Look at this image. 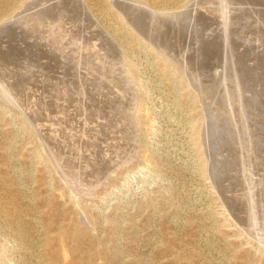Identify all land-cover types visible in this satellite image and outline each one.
I'll list each match as a JSON object with an SVG mask.
<instances>
[{"label":"rangeland","instance_id":"374dc122","mask_svg":"<svg viewBox=\"0 0 264 264\" xmlns=\"http://www.w3.org/2000/svg\"><path fill=\"white\" fill-rule=\"evenodd\" d=\"M53 1L54 0H50V1L49 0H46V1L45 0H32L30 2L32 4L31 7H34V9L36 8L35 6H37V8H36L37 10L38 9L39 10L40 9L45 10L46 15L42 19L43 21L39 20V22H37V20L36 21L33 20L34 22H32V20H30L31 23L29 22L28 25L23 24V26H22V22H18V21L15 22V20L12 19L13 21L10 20L8 23L5 24L6 27H4L0 30V32H1L0 33V44H1V46H0V51H1L0 52V60H1L0 61V67H1L0 68V81L2 82V83L0 82V100H1L0 101V112H2L4 114H5V112H8V113H6L7 115L5 114L3 121H0V176H2L5 180H7V182L6 181L0 182V225H1L0 242L4 241V239H5V238H3L1 233H4V232L7 233V231L9 233H12V231H13L11 229L10 224H9V219L11 217V214H13L12 213L13 208H15V209H18V211L19 210L21 211L22 223L24 225V228L30 232L29 237L32 240L34 238H37L39 234H43L45 232V230H47V229L55 230L59 226H63V227L69 226L71 228V227H74L75 225L79 224L83 227H86L87 229H89V235L91 236V238L87 237L86 241L83 243L84 246L80 245V247L86 248V256H91V255L93 256L99 250L110 252L111 254L109 255V259H108V261H110V264H264V246H263L264 245V241H263L264 240V235H263L264 234V226H263L264 225V206H263L264 205V202H263V200H264L263 199V197H264V167H263L264 166V157H263L264 156V143H263L264 142V103H263L264 102V92H263L264 91V60H263L264 59V27H263L264 26V19H263L264 18V16H263L264 15V5H256V6L255 5H244V6H247L250 10L247 11L246 13H244V15L241 16V19H239L235 25H232V27L234 29L231 27L232 30H230L229 33L228 32L226 33L225 30L223 31L222 25L217 24V22H219L220 19H217L213 16H211L212 18H214V20H212V21L208 18H203L202 20H200L199 22H196V23L188 22L189 20L186 19V16L180 17L181 19L183 18L185 21L183 19L181 20L180 18H179V20H177V19L174 20L171 18H170L171 20H168L169 18L168 19H161L160 20L161 23L159 22V24H157V25H156V22L152 24L151 22L153 20H151L150 18L149 19L145 18L144 22L148 21V23L146 22L144 24L145 25L144 27L148 31L150 29L149 32L151 33V35H153V38H155V40L162 45V48H166V50H167L166 55L180 69V71H182V73L186 77L190 86L191 87L193 86L192 89L193 88L196 89V90L193 89L194 91H196L195 93L199 94L202 98L200 100H199V98H197V102L194 103L191 100L190 96L187 95L186 90H184L181 87L177 77L172 76L170 74L162 73L157 68L150 67L146 63L147 57L144 53H135L136 59H138L137 61L141 64L140 65L141 71H142L141 76L144 80L148 81L147 82L148 83V89L144 93L145 103H146L145 108L148 109V113L150 114L151 117L153 116L152 118L155 121L153 129H149L147 131L146 126L140 124L138 119H136V118L134 119V116L137 115V111H138V100L135 98V95L137 98L139 95V93L137 91H135V90H137V88L135 86L133 87L134 84L131 83V80L129 79V76H128L129 74L126 72V70L123 69L120 64L115 65L116 61H118L122 57L121 53L119 51H117L118 50L117 48H115V49L113 48V51H110L111 55H110V53L109 54H106V52L104 53V51L99 52V53L102 52L103 54L92 52L93 51L92 47L95 46V44L97 42V39H95L94 36L96 34V31L99 30V27H98V23H97L96 19L94 18V16L91 13L90 14L87 13V12H89V11H87V8H85L84 5H81V4H83V3H81L82 1L79 3V2H77V0L76 1L75 0H67L66 4L65 3L61 4V7H59L60 4H58V2L61 0H59L58 2H56L57 0H55L54 2ZM74 1H75V4H73ZM207 1L202 0V5H200L199 7L202 6L205 9V8L217 6V4L215 3L216 0H207ZM259 2L264 3L263 0L262 1L259 0ZM71 3L73 5H70ZM67 6H68V8H66ZM253 6H255V7H253ZM258 6H261V7H258ZM71 7L73 9H71ZM251 7L254 10H252ZM75 8H76V10H75ZM51 10H52V12H51ZM54 11L55 12L57 11V12L55 13ZM84 11H86V12H84ZM32 12H34V10L30 11L29 13H32ZM72 12H74V14L76 13V16ZM253 12H254V14H253ZM53 13H55V14H53ZM248 15H250V16H248ZM69 16H71V17H69ZM261 16H263V17H261ZM49 17H50V19H49ZM67 17H69V18H67ZM246 17H249L250 19L246 18ZM84 18H86V19H84ZM92 18L96 22L93 21L91 23ZM87 19H89V20H87ZM54 21L56 22V24H54L55 23ZM58 21H59V23H58ZM74 21H75V23H74ZM41 22H43V23H41ZM45 22H46V24H45ZM172 22H173V24H172ZM176 22H179V23H176ZM240 22H242V23H240ZM82 23H83V25H82ZM12 24H13V26H12ZM168 24L169 25L171 24L170 25L172 27L171 29H170ZM177 24L181 25V26H178ZM201 24H203V25H201ZM207 24H208V26H207ZM9 25H10V27H9ZM44 25H46V26H44ZM55 25L57 27H55ZM74 25H75V27H74ZM173 25L175 28L177 27L179 30H177V28L176 29L173 28ZM42 26H43V29H42ZM66 26H68V27H66ZM150 26H151V28H150ZM258 26H260V27H258ZM13 27H15V28H13ZM73 27H74V30L72 29ZM167 27H168V29H167ZM186 28H187V30H186ZM4 29H6V30H4ZM30 29H32V31ZM41 30H43L44 33ZM65 30L70 31V32L66 33L65 36L54 35L55 32L61 33ZM161 30L162 31L164 30L165 32L164 31L162 32ZM195 30H197V31H195ZM244 31H245V33H244ZM31 32H33V33H31ZM71 32H73V33H71ZM195 32H197V33H195ZM247 32H248V34H247ZM74 33L76 36L74 35ZM93 33H95V34H93ZM190 33H192V34L190 35ZM207 33H209V34H207ZM51 34H53L55 36V38H54V36H52L53 38H51L50 37ZM91 34H92V36H91ZM200 34H201V36H200ZM255 34H257V35H255ZM81 35H83V36H81ZM235 36H236V38H235ZM240 36H241V38H240ZM67 37H69V38L66 39ZM73 38H75V40H73ZM43 39H45V40H43ZM63 39L65 42L63 41ZM52 40L54 41L53 43H51ZM40 41H41V43H40ZM46 41H47V43H46ZM68 41H69V43H68ZM228 41H230V42H228ZM256 42H257V44H256ZM173 43H174V45H171ZM72 44L75 47L72 46ZM45 46H47V47L45 48ZM56 46H58V47H56ZM194 46H196V47H194ZM234 46H235V48H234ZM240 46H241V48H240ZM10 47H11V50H10ZM50 47H51V49H50ZM52 47H54V48H52ZM228 47L231 49H228ZM89 48H92V49H89ZM225 48L227 49V51ZM74 49L75 50L77 49L76 52L74 51ZM229 50H230V52H229ZM169 51H170V53H168ZM54 52L56 54H54ZM79 52H80V54H79ZM228 52H229V54H228ZM75 53H77V55ZM85 54H86V57H85ZM224 54H225V56H224ZM6 55H8V56H6ZM17 55L19 56V58ZM74 55H76V56H74ZM15 56H16V58H15ZM94 56H96V57H94ZM139 56H140V58H139ZM238 56H239V58H238ZM12 57H14L13 58L14 60H12ZM46 57H48V58H46ZM70 57H73V58H70ZM77 57H79V58H77ZM84 58H85V60H84ZM240 58H242V59H240ZM43 59L45 62L43 61ZM89 59H91V61ZM92 59H94L95 61ZM99 59L101 61H99ZM105 59H106V61H105ZM16 60H17V62H16ZM20 60H23V61L20 62ZM108 60H110V63ZM233 60L234 61L236 60V61L233 62ZM113 61H114V63H113ZM68 62H70V63H68ZM95 62L96 63L98 62V63L96 64ZM99 62L100 63L102 62L103 65L101 66V64ZM71 63H72V65L70 66ZM227 63H229V64H227ZM6 64H8L9 66ZM236 64H238V65H236ZM74 65L76 68L74 67ZM97 65H99V66H97ZM93 66H94V68H93ZM228 66H230V67H228ZM38 67H40V68H38ZM46 68H47V70H46ZM87 69H89V70H87ZM39 70H40L41 74H40ZM112 70L119 73V74L114 73ZM118 70L121 72H119ZM33 71H34V73H33ZM87 71H89V72H87ZM49 72H50V74H49ZM95 72H96V74H95ZM9 73H10V76H9ZM42 73L44 76L42 75ZM112 73H113V75H112ZM253 73H254V75H253ZM191 74H192V76H191ZM233 74H234V76H233ZM12 75L13 76L15 75L14 78ZM91 75H93V76H91ZM126 75H127V77H126ZM32 76L34 77L33 79H31ZM96 76H98V77H96ZM107 76H108V78H107ZM1 77H2V79H1ZM94 77H96V78H94ZM117 77L119 79H117ZM197 77H198V79H197ZM42 78H43V80H42ZM124 78L128 81H125ZM244 78H245V80H244ZM26 79L28 81L30 79L29 83ZM49 79L51 82L49 81ZM113 79H115L117 83ZM16 80H18L17 84H16ZM32 80H35V81H32ZM46 80H47V82H46ZM109 80H111V81L108 82ZM238 81H239V83H238ZM34 82H36L37 85H35ZM95 82L98 85L94 87V85H96ZM107 82H108V84H107ZM119 82H120V85L122 87L118 86ZM126 82H128V83H126ZM158 82L160 84H158ZM198 82H201V83H198ZM234 82H236V83H234ZM245 82H247V83H245ZM52 83H53V85H52ZM69 83H70L71 87L69 86ZM77 83H79V84H77ZM80 83H81V85H80ZM99 83H100V85H99ZM123 83H125V85ZM221 83H222V85H221ZM2 84H5L7 91L2 88ZM239 84H241V85H239ZM102 85H104V86H102ZM108 85H110V86L108 87ZM127 85H128V87H127ZM196 85L199 88L196 87ZM11 86H12V89H11ZM45 86H46V88H45ZM233 87H235V88H233ZM243 87H245V88H243ZM21 88H22V90H21ZM52 88H53V91L51 93L50 90H52ZM99 88H101V89H99ZM23 89H24V91H23ZM129 89H131V90H129ZM133 89H134V91H133ZM236 89H238V90H236ZM75 90H76V92H75ZM27 91H28V93H27ZM44 91H45V93H44ZM48 91L50 92V94ZM97 91L99 92V94ZM38 92H40V93H38ZM104 92L106 94L108 92L109 93L106 95ZM133 92H134V94H133ZM22 93H23V95H22ZM26 93H27V95H26ZM32 93H34V94H32ZM56 93H57V95H56ZM123 93L124 94L126 93L125 95L127 97L130 96V98H127ZM200 93H202V94H200ZM258 93H259V96H258ZM122 94H123V96H122ZM49 95H50V98H49ZM80 95H81V97H80ZM99 95H101V96H99ZM199 95H198V97H200ZM244 95H245V97H244ZM19 96H21L20 98H22V99H20ZM39 97H40V99H39ZM46 97H47V99H46ZM61 97H63V99ZM172 97H174V98H172ZM114 100H116V102ZM134 100L136 101V103ZM204 100L207 102L205 103ZM40 101H43L45 103L40 102ZM54 101H55V104H54ZM65 101H67V102H65ZM83 101H86V102L83 103ZM128 101H130V102H128ZM210 101L213 104H211ZM214 101H215V103H214ZM72 102H74L76 105ZM60 103H62L63 105ZM106 103H108V104H106ZM93 104H95V105H93ZM29 105H31V106H29ZM69 105H71V106H69ZM132 105H133V107L134 106L135 107L133 108ZM1 106L4 109L1 108ZM67 106H69L70 108ZM215 106H217V107L215 108ZM110 108H111V110H110ZM212 108H214V109H212ZM228 108H230V110ZM74 109H76V110H74ZM115 109H116V112H113V111H115ZM120 109L122 111H120ZM235 109H237V111ZM92 110H94V111H92ZM178 110H179V112H178ZM233 110H234V112L235 111L236 112L234 113ZM9 111H11V112H9ZM117 111H118V113H117ZM246 111H248V112H246ZM37 112H38V114H37ZM42 112H44V113H42ZM50 112L53 116L50 114ZM12 113H14V114H12ZM123 113L125 116L123 115ZM125 113H127V114H125ZM142 113H144V111ZM18 114H20V115H18ZM128 114L130 117H132V116L133 117L132 118L128 117ZM230 114L234 117H232ZM238 114H239V116H238ZM252 114H254L255 116ZM57 115L58 116L60 115L59 116L60 118ZM126 115H127V117H126ZM23 116L25 117V119L28 122H30L33 126H35V127H33V126L32 127H33V129H35V131H36L35 134L37 135V137H39V138L42 137V139L44 138L42 143H43V148L46 146L44 148L45 158H48L46 155V149L49 150V148H50L51 149V150H49V151H51L50 153H53L57 157V159L59 158V160H58L59 162L58 161L57 162L60 164L62 163L63 166H65V170L68 171L67 173H69V174L72 173L71 175H73V176L75 175V178L77 176L80 180L82 179L81 181H83L85 179L86 183L85 182H82V183L86 184V189L91 188V190H92L91 193L86 194V197L85 196L81 197V199L83 201L82 205L84 206V209H85L84 211H80L81 213L79 211L78 212L75 211L72 204L68 201L69 195H66V194L69 192L68 190H70V188H71L70 186H72V185L71 184L69 185L64 180V177L62 178L61 171L58 172V169H56L54 166H52V164L49 160H48L49 161L48 163L52 167L53 172H52V169H46L45 164L41 163V160L39 158H36V155H34L33 148H34L35 144L33 143L31 136L25 131V128H20L18 125L12 126V125L8 124V121L10 119H14L16 117H23ZM199 116L202 117L201 121H200ZM95 117L99 118V119H96ZM43 118L46 120L43 121ZM47 118H48V120H47ZM88 118H90V120ZM204 118H206L207 120H205ZM39 119H41V120H39ZM80 119L82 122L80 121ZM122 119L125 121L123 122ZM127 119L130 121H128ZM257 119H259V120H257ZM38 120L40 121V123ZM49 120H50V123L48 122ZM58 120H59V122H58ZM204 120L208 121V122L205 123ZM131 121L135 122V123H132ZM247 121H249V123ZM52 122H53V124H52ZM72 122H73V124H72ZM202 122H204L206 124V126ZM85 123H86V125H85ZM123 123L125 126L123 125ZM223 123H224V125H223ZM88 124H89V126H88ZM97 124H98V126H96ZM235 124L237 127L235 126ZM103 125H105V126H103ZM121 125L123 128L121 127ZM261 125H262V127H261ZM55 126H57V127H55ZM252 126H254V127H252ZM73 127H74V129H73ZM102 127L105 130H103ZM117 127H118V129H117ZM39 128L43 129V131L40 130ZM80 128H81V130L82 129L83 130L81 131ZM91 128H93V129L91 130ZM99 128H100V130L98 131ZM36 129H39V130H36ZM68 129H69V131H68ZM131 129H132V131H131ZM196 129H199V132H201L200 143H201V145H203L202 151L204 154V159L206 160V164H208V165H206V172L205 173H202L199 169L200 168V164H199L200 153L197 150V147L195 145V131H196ZM71 130L73 131V133ZM202 130H204L205 132ZM44 131H45V133H44ZM56 131H57V133H56ZM64 131H67L69 136H68L67 132H65V134H64ZM100 131L102 134L99 133ZM251 131H253V132H251ZM12 132H16V136H11ZM93 132H94V134H93ZM144 132L146 135L143 137L142 134ZM226 132H228V133H226ZM260 132H261V134H260ZM58 133H60V134H58ZM111 133L113 135H111ZM128 133H131V134H128ZM59 135H60V137H58ZM64 135H65V137H64ZM104 135H107L108 137L104 136ZM114 135H116V136H114ZM80 136H82V137H80ZM88 136H90V137H88ZM112 136H113V138H112ZM231 136H233V137H231ZM212 137H214V138H212ZM74 138H76L75 139L76 142H75V140H73ZM116 138H118V140ZM50 139H53V140H50ZM84 139H85V142H84ZM124 139H125V142L127 141L126 139H128V142L126 144L124 142ZM253 139H255V140H253ZM66 140H67V142H66ZM141 140L145 141L149 145V147L152 149V151L154 152V155L156 157L154 164H144L143 163V161L141 159V156L143 153ZM242 140L244 143L242 142ZM58 141H59V143H58ZM78 141H80L81 143H79ZM129 141H131V142H129ZM65 142H66V144H65ZM89 142L91 143L90 145H88ZM99 142H100V144H99ZM56 143H58V144L56 145ZM231 143H234V144H231ZM61 144H62V146H61ZM74 144H76V145H74ZM83 144L84 145L87 144V145L84 147ZM93 144L96 147H98V145H99L100 148L98 147L97 149H95L96 147H94ZM115 144H116V147H115ZM119 144H120V146H118ZM65 145H67V146H65ZM124 145H126L128 149ZM54 146H56V147H54ZM78 146H80L79 149H78ZM90 146H92V147H90ZM236 146L240 150L237 149ZM8 147H10L9 150L7 149ZM52 147H54V148L52 149ZM113 147H115V148L113 149ZM255 147H256V149H255ZM61 148H63V149L65 148V149L61 150ZM72 149H74V150H72ZM123 149H124V151H123ZM6 150L9 152L7 156H6V152H5ZM65 150H66V152H65ZM79 150H80V152H79ZM114 150H115V152H114ZM128 150H129V152H127ZM135 150L137 152H135ZM61 151L62 152L64 151V152L62 153ZM67 151L70 154L71 158L69 157V155H67L68 154ZM83 151H85V152L83 153ZM235 152H237V153H235ZM57 153H58V155H57ZM64 153H65V155H64ZM88 153L90 154V156L88 155ZM122 153H123V155H122ZM106 154H107V156H106ZM256 154H258V155H256ZM118 155H119V157H117ZM121 155L124 158V160L121 157ZM239 155H242L241 156L242 159L240 158ZM77 156H79V158ZM104 156H106V157H104ZM247 156H248V158H247ZM88 157H91V158L94 157V158L91 159L92 160L91 161L90 158H88ZM254 157H255V159H254ZM261 158H263V159H261ZM72 159L74 161L76 159L77 160L74 162V161H72ZM120 159L123 162H125V164H123V162ZM243 159H244V161H242ZM246 159H247V161H246ZM79 160L81 162L80 164H79ZM88 160L90 161V163ZM233 160H235V161H233ZM71 161H72V163H71ZM83 161H85V162H83ZM225 162H229V163H225ZM67 163H70V164H67ZM94 163H95V165H97L98 168H95L96 166L93 165ZM259 163H260V165H259ZM71 164H73V165H71ZM81 164L84 166L82 167ZM69 165L71 168L73 167V171L69 167ZM75 165L78 167H76ZM79 165H81V166L79 167ZM91 165H93L95 167L91 168ZM259 166H261L260 169H259ZM88 167H90V168H88ZM110 167H112V168H110ZM83 168H85V169H83ZM107 168L109 171L106 170ZM216 168H218V170ZM95 169H97V171ZM100 169H101V172H100ZM113 169H116V171ZM207 169L209 171H207ZM76 170H78V171H76ZM247 170H248V172H247ZM79 171L81 172V174L83 176L81 174L79 175V173H80ZM82 171H84V172H82ZM89 171H91V172H89ZM259 172H260V174H259ZM90 173H92V174L90 175ZM102 173H103V175H101ZM208 173H209V176H208ZM237 173H238V176H237ZM252 173H253V175H252ZM87 174H88V176H87ZM98 174H100V175H98ZM210 174H212L214 177ZM257 174H259V175H257ZM89 175H90V177H89ZM229 175H231L233 177H231ZM242 175H243V177H242ZM102 176H104L105 178L104 177L102 178ZM11 177H12V180H13V178H16L15 182H9L8 181V178L10 180ZM106 177H109V179ZM235 177H236V179H235ZM247 178H249V179H247ZM102 179L104 181H102ZM105 179H108V180H105ZM18 180H19V182H21V184L23 185V188L25 190V192L22 196L17 195L15 192V189L18 186L17 185ZM67 180H70V177H68ZM50 182L52 183V186H50ZM95 182H97V183H95ZM252 182H254V183H252ZM232 183H234V184H232ZM94 184H96V185H94ZM224 185L226 187H224ZM255 185H256V188H255ZM92 187H94V188H92ZM249 187H250V189H249ZM227 188L228 189L232 188V189L228 190ZM197 190H199V192H196ZM61 192H64L66 196L61 197L60 196ZM233 194H235V195H233ZM246 195H249V196H246ZM251 195L253 198L251 197ZM193 197H194V199H193ZM256 197L259 198V201ZM230 198L233 199V201ZM261 198H262V200H261ZM199 199H201V202ZM240 199H241V202H240ZM245 200H247V201L245 202ZM254 200H257V202H255ZM191 202H193L194 204L193 203L191 204ZM242 204H243V206H242ZM254 205H256V207ZM195 207H197V208H195ZM226 207H228V208H226ZM229 208H231V209H229ZM246 208H248L247 209L248 211L246 210ZM237 209H239V210H237ZM255 209L256 210L258 209V212ZM243 210L245 213L246 212H249V213L245 214L243 212ZM250 210H253V211H250ZM237 212H239V213H237ZM251 212L252 213L254 212V215L251 214ZM234 213L237 215H235ZM80 215H83V216L81 217ZM235 216H237L238 219ZM260 216H262V217H260ZM80 218H81V220H80ZM248 218L251 221H249ZM253 220L257 221V222L254 223ZM172 221H174V222H172ZM258 221H259V223H258ZM241 222H242V224H241ZM260 226H262V227H260ZM259 233L260 234L262 233V234L260 235ZM214 238H216V239H214ZM208 239H210L212 242ZM210 244L212 247L210 246ZM7 246L9 249L10 259L19 260V261L24 259L23 261H25V262L28 261L26 258V254H24V250L21 249L20 247H18L16 245V242H14V241L9 242V243H7ZM207 252L208 253L210 252V253L208 254ZM77 255H78V252H77ZM95 259H96V262H99L100 260H101L100 262H102V259L98 256ZM32 262L33 261H31L30 264H35L34 262L33 263ZM86 262H87V260H86Z\"/></svg>","mask_w":264,"mask_h":264},{"label":"bare ground","instance_id":"6f19581e","mask_svg":"<svg viewBox=\"0 0 264 264\" xmlns=\"http://www.w3.org/2000/svg\"><path fill=\"white\" fill-rule=\"evenodd\" d=\"M32 0H0V30L2 29V28H4V27H6V23H8L10 20H12V19H14L15 20V22L16 21H18V22H22V26H23V24L24 25H28L29 24V22H30V20H32V22H34L33 20H37V22H39V20L41 21L44 17H45V10L44 9H36L37 8V6H35L36 8V10L34 9V7H31L32 6V4L30 3ZM46 1V0H45ZM50 1V0H49ZM55 1V0H54ZM53 1V2H54ZM59 0H57L56 2H58ZM66 1L67 0H61V1H59L58 2V4H60V6L59 7H61V4H63V3H65L66 4ZM76 1V0H75ZM75 1H74V3L73 4H75ZM82 1V2H81ZM207 1V0H206ZM262 1V0H261ZM264 1V0H263ZM34 2V1H33ZM77 2H81V3H83V4H81V5H84L85 6V8H87V11H89V12H87V13H91L93 16H94V18L96 19V21H97V23H98V27H99V30L98 31H96V34L95 33H93V34H95V36H94V38L95 39H97V42H96V44H95V46H93L92 48H93V51L92 52H94V53H99L100 51H104V53L106 52V54H109L110 53V51H113V48L115 49V48H117L118 50L117 51H119L120 53H121V55H122V57L118 60V61H116V63H115V65H117V64H120L121 66H122V68L123 69H125L126 70V72L129 74L128 76H129V79L131 80V83L132 84H134L133 85V87L135 86L136 88H137V90H135V91H137L138 93H139V95H138V98L136 97V95H135V98L138 100V111H137V115L136 116H134V119L136 118V119H138V121H139V123L140 124H142V125H144V126H146V128H147V131L149 130V129H153V127H154V119L150 116V114L148 113V109L147 108H145V97H144V93H145V91L148 89V81L147 80H144L143 78H142V76H141V74H142V71H141V67H140V63L137 61L138 59H136V54L135 53H144L145 55H146V63L150 66V67H153V68H157V69H159L162 73H165V74H170V75H172V76H175V77H177V79H178V81H179V83H180V85H181V87L184 89V90H186V93H187V95L188 96H190V98H191V100L194 102V103H196L197 102V98H199V100L200 99H202L201 98V96L199 95V94H196L195 92L196 91H194V90H196V89H192V87L190 86V84L188 83V81H187V79H186V77L184 76V74L182 73V71H180V69L172 62V60L166 55L167 53H166V48H162V45L160 44V43H158L156 40H155V38H153V35H151V33L149 32L150 31V29H149V31L144 27L145 25V23L147 22L148 23V21H146V22H144V20H145V18H150L151 20H153L151 23L153 24V23H155L156 22V25L157 24H159V22L161 23V19H168V20H171V19H177V20H179V18L180 17H183V16H186V19H188L189 21L188 22H191V23H196V22H199L200 20H202L203 18H208V19H210L211 21L212 20H214V18H212L211 16H213V17H215V18H217V19H220L219 20V22H217V24L218 25H222V27H223V31L225 30V32L227 33H229V31L230 30H232L231 29V27H232V25H235L236 24V22L239 20V19H241V16L242 15H244V13H246L247 11H249L250 9L247 7V6H244V5H264V3L262 2H259V0H216V4H217V6L216 7H209V8H203L202 6L201 7H199L200 5H202V0H77ZM204 2V1H203ZM208 2V1H207ZM212 2V1H211ZM30 3V4H29ZM42 3V2H41ZM47 3V2H46ZM78 3V4H79ZM206 3V2H205ZM209 3V2H208ZM36 4V3H35ZM34 4V5H35ZM52 4V3H51ZM64 4V5H65ZM68 4V3H67ZM72 3L70 4V5H73ZM213 4V3H212ZM204 5V4H203ZM58 6V5H57ZM80 6V5H79ZM255 6H253V7H255ZM40 7V6H39ZM49 7V6H48ZM74 7V6H73ZM76 7V6H75ZM81 7V6H80ZM250 7V6H249ZM258 7H261V6H258ZM263 7V6H262ZM63 8V7H62ZM66 8H68V6L66 7ZM83 8V7H82ZM48 9V8H47ZM54 9V8H53ZM52 9V10H53ZM71 9H73L72 7H71ZM80 9V8H79ZM84 9V8H83ZM186 9V10H185ZM251 9L252 10H254L252 7H251ZM256 9V8H255ZM32 10H34V12H32V13H29L30 11H32ZM52 10H51V12H52ZM75 10H76V8H75ZM78 10V9H77ZM58 11V10H57ZM56 11V12H57ZM48 12V11H47ZM55 12V11H54ZM55 12V13H56ZM62 12V11H61ZM64 12V11H63ZM68 12V11H67ZM80 12V11H79ZM84 12H86V11H84ZM83 12V13H84ZM261 12V11H260ZM55 13H53V14H55ZM73 14H74V12H72ZM258 13V12H257ZM64 14V13H63ZM68 14V13H67ZM80 14V13H79ZM253 14H254V12H253ZM259 14V13H258ZM59 15V14H58ZM75 16H76V13L74 14ZM83 15V14H82ZM85 15V14H84ZM209 15V16H208ZM251 15V14H250ZM250 15H248V16H250ZM50 16V15H49ZM61 16V15H60ZM78 16V15H77ZM264 16V15H263ZM263 16H261V17H263ZM36 17V18H35ZM69 17H71V16H69ZM69 17H67V18H69ZM80 17V16H79ZM84 17V16H83ZM66 18V17H65ZM87 18V17H86ZM86 18H84V19H86ZM171 18V19H170ZM246 18H249V17H246ZM245 18V19H246ZM49 19H50V17H49ZM58 19V18H57ZM56 19V20H57ZM91 19V18H90ZM147 19V20H148ZM181 19V18H180ZM183 19V18H182ZM181 19V20H182ZM244 19V18H243ZM250 19V18H249ZM264 19V18H263ZM45 20V19H44ZM60 20V19H59ZM69 20V19H68ZM87 20H89V19H87ZM184 20V19H183ZM260 20V19H259ZM13 21V20H12ZM43 21V20H42ZM62 21V20H61ZM76 21V20H75ZM75 21H74V23H75ZM86 21V20H85ZM91 21V20H90ZM93 21H95V20H93V18H92V21H91V23L93 22ZM95 21V22H96ZM185 21V20H184ZM249 21V20H248ZM55 22V21H54ZM70 22V21H69ZM72 22V21H71ZM80 22V21H79ZM82 22V21H81ZM88 22V21H87ZM94 22V23H95ZM150 22V21H149ZM164 22V21H163ZM162 22V23H163ZM166 22V21H165ZM168 22V21H167ZM174 22V21H173ZM173 22H172V24H173ZM187 22V23H188ZM251 22V21H250ZM263 22V21H262ZM31 23V22H30ZM41 23H43V22H41ZM50 23V22H49ZM58 23H59V21H58ZM61 23V22H60ZM64 23V22H63ZM66 23V22H65ZM78 23V22H77ZM76 23V24H77ZM90 23V22H89ZM150 23V24H151ZM176 23H179V22H176ZM207 23V22H206ZM213 23V22H212ZM240 23H242V22H240ZM16 24V23H15ZM18 24V23H17ZM45 24H46V22H45ZM51 24V23H50ZM54 24H56V22L54 23ZM79 24V23H78ZM182 24V23H181ZM200 24V23H199ZM205 24V23H204ZM252 24V23H251ZM263 24V23H262ZM261 24V25H262ZM73 25V24H72ZM82 25H83V23H82ZM155 25V24H154ZM155 25V26H156ZM167 25V24H166ZM169 25V24H168ZM171 25V24H170ZM169 25V27H170V29L172 28L171 26ZM178 25V24H177ZM201 25H203V24H201ZM12 26H13V24H12ZM30 26V25H29ZM34 26V25H33ZM44 26H46V25H44ZM52 26V25H51ZM69 26V25H68ZM68 26H66V27H68ZM78 26V25H77ZM93 26V25H92ZM154 26V27H155ZM160 26V25H159ZM178 26H181V25H178ZM198 26V25H197ZM207 26H208V24H207ZM206 26V27H207ZM9 27H10V25H9ZM19 27V26H18ZM50 27V26H49ZM54 27V26H53ZM55 27H57L56 25H55ZM64 27V26H63ZM74 27H75V25H74ZM74 27L72 28L73 30H74ZM90 27V26H89ZM202 27V26H201ZM217 27V26H216ZM240 27V26H239ZM244 27V26H243ZM258 27H260V26H258ZM264 27V26H263ZM13 28H15V27H13ZM30 28V27H29ZM36 28V27H35ZM52 28V27H51ZM150 28H151V26H150ZM164 28V27H163ZM173 28H175L174 27V25H173ZM177 28V27H176ZM175 28V29H176ZM233 28V27H232ZM256 28V27H255ZM42 29H43V26H42ZM46 29V28H45ZM53 29V28H52ZM57 29V28H56ZM66 29V28H65ZM90 29V28H89ZM93 29V28H92ZM155 29V28H154ZM153 29V30H154ZM159 29V28H158ZM162 29V28H161ZM167 29H168V27H167ZM200 29V28H199ZM214 29V28H213ZM212 29V30H213ZM216 29V28H215ZM220 29V28H219ZM234 29V28H233ZM258 29V28H257ZM4 30H6V29H4ZM11 30V29H10ZM24 30V29H23ZM31 31H32V29H30ZM68 30V29H67ZM80 30V29H79ZM160 30V29H159ZM177 30H179L178 28H177ZM186 30H187V28H186ZM240 30V29H239ZM249 30V29H248ZM255 30V29H254ZM9 31V30H8ZM41 31H43V30H41ZM53 31V30H52ZM56 31V30H55ZM92 31V30H91ZM162 31V30H161ZM164 31V30H163ZM162 31V32H163ZM172 31V30H171ZM195 31H197V30H195ZM222 31V32H223ZM234 31V30H233ZM237 31V30H236ZM235 31V32H236ZM246 31V30H245ZM245 31H244V33H245ZM253 31V30H252ZM261 31V30H260ZM3 32V31H2ZM5 32V31H4ZM68 32H70V31H63V32H61V33H56L55 32V34L54 35H61V36H65L66 35V33H68ZM75 32V31H74ZM161 32V33H162ZM165 32V31H164ZM168 32V31H167ZM204 32V31H203ZM211 32V31H210ZM216 32V31H215ZM1 33V32H0ZM25 33V32H24ZM28 33V32H27ZM26 33V34H27ZM31 33H33V32H31ZM43 33H44V31H43ZM65 33V34H64ZM71 33H73V32H71ZM83 33V32H82ZM81 33V34H82ZM85 33V32H84ZM87 33V32H86ZM91 33V32H90ZM170 33V32H169ZM173 33V32H172ZM171 33V34H172ZM188 33V32H187ZM195 33H197V32H195ZM220 33V32H219ZM258 33V32H257ZM261 33V32H260ZM53 34H51L50 35V37L51 38H53L52 36H54ZM192 33H190V35H191ZM207 34H209V33H207ZM212 34V33H211ZM239 34V33H238ZM247 34H248V32H247ZM259 34V33H258ZM6 35V34H5ZM38 35V34H37ZM41 35V34H40ZM48 35V34H47ZM74 35H75V33H74ZM79 35V34H78ZM226 35V34H225ZM241 35V34H240ZM255 35H257V34H255ZM27 36V35H26ZM32 36V35H31ZM46 36V35H45ZM72 36V35H71ZM76 36V35H75ZM81 36H83V35H81ZM88 36V35H87ZM91 36H92V34H91ZM171 36V35H170ZM200 36H201V34H200ZM222 36V35H221ZM229 36V35H228ZM233 36V35H232ZM248 36V35H247ZM260 36V35H259ZM262 36V35H261ZM33 37V36H32ZM70 37V36H69ZM69 37H67L66 39H68ZM78 37V36H77ZM89 37V36H88ZM157 37V36H156ZM162 37V36H161ZM166 37V36H165ZM207 37V36H206ZM217 37V36H216ZM234 37V36H233ZM254 37V36H253ZM258 37V36H257ZM256 37V38H257ZM28 38V37H27ZM38 38V37H37ZM36 38V39H37ZM54 38H55V36H54ZM79 38V37H78ZM93 38V37H92ZM169 38V37H168ZM200 38V37H199ZM228 38V37H227ZM235 38H236V36H235ZM240 38H241V36H240ZM252 38V37H251ZM2 39V38H1ZM40 39V38H39ZM38 39V40H39ZM50 39V38H49ZM60 39V38H59ZM65 39V38H64ZM64 39H63V41H64ZM82 39V38H81ZM85 39V38H84ZM203 39V38H202ZM224 39V38H223ZM249 39V38H248ZM260 39V38H259ZM43 40H45V39H43ZM73 40H75V38H73ZM165 40V39H164ZM172 40V39H171ZM229 40V39H228ZM232 40V39H231ZM255 40V39H254ZM257 40V39H256ZM34 41V40H33ZM42 41V40H41ZM41 41H40V43H41ZM48 41V40H47ZM47 41H46V43H47ZM59 41V40H58ZM57 41V42H58ZM61 41V40H60ZM201 41V40H200ZM258 41V40H257ZM7 42V41H6ZM54 41L52 40V42L51 43H53ZM56 42V43H57ZM65 42V41H64ZM73 42V41H72ZM87 42V41H86ZM161 42V41H160ZM167 42V41H166ZM165 42V43H166ZM227 42V41H226ZM228 42H230V41H228ZM235 42V41H234ZM16 43V42H15ZM50 43V42H49ZM50 43V44H51ZM61 43V42H60ZM68 43H69V41H68ZM71 43V42H70ZM84 43V42H83ZM90 43V42H89ZM219 43V42H218ZM35 44V43H34ZM55 44V43H54ZM62 44V43H61ZM66 44V43H65ZM167 44V43H166ZM190 44V43H189ZM212 44V43H211ZM215 44V43H214ZM217 44V43H216ZM233 44V43H232ZM256 44H257V42H256ZM261 44V43H260ZM56 45V44H55ZM58 45V44H57ZM71 45V44H70ZM76 45V44H75ZM82 45V44H81ZM85 45V44H84ZM83 45V46H84ZM93 45V44H92ZM171 45H174V43L173 44H171ZM239 45V44H238ZM0 46H1V44H0ZM9 46V45H8ZM7 46V47H8ZM49 46V45H48ZM67 46V45H66ZM69 46V45H68ZM72 46H74L73 44H72ZM192 46V45H191ZM203 46V45H202ZM213 46V45H212ZM236 46V45H235ZM235 46H234V48H235ZM250 46V45H249ZM248 46V47H249ZM43 47V46H42ZM47 46H45V48H46ZM56 47H58V46H56ZM75 47V46H74ZM73 47V48H74ZM170 47V46H169ZM175 47V46H174ZM189 47V46H188ZM194 47H196V46H194ZM200 47V46H199ZM245 47V46H244ZM255 47V46H254ZM52 48H54V47H52ZM63 48V47H62ZM69 48V47H68ZM92 48H89V49H92ZM168 48V47H167ZM172 48V47H171ZM240 48H241V46H240ZM262 48V47H261ZM2 49V48H1ZM7 49V48H6ZM50 49H51V47H50ZM58 49V48H57ZM79 49V48H78ZM83 49V48H82ZM226 49V48H225ZM228 49H231V48H229L228 47ZM8 50V49H7ZM10 50H11V47H10ZM72 50V49H71ZM77 50V49H76ZM76 50L74 49V51L76 52ZM86 50V49H85ZM170 50V49H169ZM175 50V49H174ZM242 50V49H241ZM240 50V51H241ZM244 50V49H243ZM253 50V49H252ZM6 51V50H5ZM14 51V50H13ZM16 51V50H15ZM46 51V50H45ZM57 51V50H56ZM64 51V50H63ZM226 51H227V49H226ZM234 51V50H233ZM238 51V50H237ZM1 52V51H0ZM20 52V51H19ZM65 52V51H64ZM82 52V51H81ZM84 52V51H83ZM87 52V51H86ZM85 52V53H86ZM229 52H230V50H229ZM229 52H228V54H229ZM10 53V52H9ZM14 53V52H13ZM168 53H170V51L168 52ZM242 53V52H241ZM257 53V52H256ZM8 54V53H7ZM17 54V53H16ZM54 54H56L55 52H54ZM74 54V53H73ZM76 55H77V53H75ZM79 54H80V52H79ZM99 54H103L102 52L101 53H99ZM227 54V53H226ZM232 54V53H231ZM239 54V53H238ZM245 54V53H244ZM5 55V54H4ZM15 55V54H14ZM19 55V54H18ZM17 55V56H18ZM38 55V54H37ZM53 55V54H52ZM58 55V54H57ZM71 55V54H70ZM76 55H74V56H76ZM90 55V54H89ZM88 55V56H89ZM92 55V54H91ZM110 55H111V53H110ZM175 55V54H174ZM178 55V54H177ZM237 55V54H236ZM262 55V54H261ZM6 56H8V55H6ZM61 56V55H60ZM81 56V55H80ZM87 56V57H88ZM224 56H225V54H224ZM232 56V55H231ZM58 57V56H57ZM63 57V56H62ZM85 57H86V54H85ZM91 57V56H90ZM94 57H96V56H94ZM108 57V56H107ZM14 57H12V60H14L13 59ZM15 58H16V56H15ZM18 58H19V56H18ZM21 58V57H20ZM46 58H48V57H46ZM70 58H73V57H70ZM77 58H79V57H77ZM89 58V57H88ZM93 58V57H92ZM98 58V57H97ZM100 58V57H99ZM118 58V57H117ZM116 58V59H117ZM139 58H140V56H139ZM238 58H239V56H238ZM62 59V58H61ZM114 59V58H113ZM174 59V58H173ZM240 59H242V58H240ZM18 60V59H17ZM17 60H16V62H17ZM28 60V59H27ZM63 60V59H62ZM69 60V59H68ZM75 60V59H74ZM77 60V59H76ZM84 60H85V58H84ZM88 60V59H87ZM90 61H91V59H89ZM92 60H94V59H92ZM103 60V59H102ZM112 60V59H111ZM227 60V59H226ZM232 60V59H231ZM264 60V59H263ZM1 61V60H0ZM23 60H20V62H22ZM43 61H44V59H43ZM95 61V60H94ZM99 61H101L100 59H99ZM105 61H106V59H105ZM104 61V62H105ZM109 61V63H110V60H108ZM107 61V62H108ZM176 61V60H175ZM236 61V60H235ZM234 60H233V62H235ZM261 61V60H260ZM5 62V61H4ZM45 62V61H44ZM79 62V61H78ZM83 62V61H82ZM89 62V61H88ZM185 62V61H184ZM3 63V62H2ZM1 63V64H2ZM67 63V62H66ZM68 63H70V62H68ZM91 63V62H90ZM94 63V62H93ZM96 63V62H95ZM98 63V62H97ZM96 63V64H97ZM100 63V62H99ZM113 63H114V61H113ZM9 64V63H8ZM8 64H6V65H8ZM50 64V63H49ZM78 64V63H77ZM87 64V63H86ZM101 64V66L103 65L102 64V62L100 63ZM99 64V65H100ZM107 64V63H106ZM227 64H229V63H227ZM5 65V66H6ZM21 65V64H20ZM41 65V64H40ZM39 65V66H40ZM60 65V64H59ZM64 65V64H63ZM66 65V64H65ZM69 65V64H68ZM72 65V63L70 64V66ZM80 65V64H79ZM85 65V64H84ZM88 65V64H87ZM91 65V64H90ZM99 65H97V66H99ZM180 65V64H179ZM236 65H238V64H236ZM240 65V64H239ZM9 66V65H8ZM15 66V65H14ZM44 66V65H43ZM92 66V65H91ZM108 66V65H107ZM106 66V67H107ZM114 66V65H113ZM184 66V65H183ZM241 66V65H240ZM64 67V66H63ZM74 67H75V65H74ZM85 67V66H84ZM227 67V66H226ZM228 67H230V66H228ZM238 67V66H237ZM243 67V66H242ZM241 67V68H242ZM257 67V66H256ZM1 68V67H0ZM38 68H40V67H38ZM58 68V67H57ZM60 68V67H59ZM76 68V67H75ZM93 68H94V66H93ZM92 68V69H93ZM114 68V67H113ZM20 69V68H19ZM24 69V68H23ZM91 69V68H90ZM101 69V68H100ZM110 69V68H109ZM198 69V68H197ZM263 69V68H262ZM2 70V69H1ZM26 70V69H25ZM46 70H47V68H46ZM87 70H89V69H87ZM97 70V69H96ZM120 70V69H119ZM118 70V71H119ZM219 70V69H218ZM226 70V69H225ZM228 70V69H227ZM6 71V70H5ZM11 71V70H10ZM16 71V70H15ZM14 71V72H15ZM32 71V70H31ZM35 71V70H34ZM34 71H33V73H34ZM45 71V70H44ZM61 71V70H60ZM65 71V70H64ZM91 71V70H90ZM95 71V70H94ZM99 71V70H98ZM110 71V70H109ZM113 71V70H112ZM39 72H40V70H39ZM87 72H89V71H87ZM93 72V71H92ZM107 72V71H106ZM114 73H117V72H115V71H113ZM119 72H121V71H119ZM125 72V73H126ZM197 72V71H196ZM249 72V71H248ZM251 72V71H250ZM2 73V72H1ZM22 73V72H21ZM48 73V72H47ZM102 73V72H101ZM124 73V72H123ZM126 73V74H127ZM233 73V72H232ZM40 74H41V72H40ZM49 74H50V72H49ZM62 74V73H61ZM67 74V73H66ZM85 74V73H84ZM95 74H96V72H95ZM109 74V73H108ZM117 74H119V73H117ZM196 74V73H195ZM227 74V73H226ZM235 74V73H234ZM234 74H233V76H234ZM240 74V73H239ZM16 75V74H15ZM14 75V76H15ZM28 75V74H27ZM31 75V74H30ZM42 75H43V73H42ZM41 75V76H42ZM65 75V74H64ZM87 75V74H86ZM103 75V74H102ZM107 75V74H106ZM112 75H113V73H112ZM115 75V74H114ZM121 75V74H120ZM125 75V74H124ZM161 75V74H160ZM187 75V74H186ZM202 75V74H201ZM253 75H254V73H253ZM9 76H10V73H9ZM8 76V77H9ZM13 76V75H12ZM14 76H13V78H14ZM44 76V75H43ZM42 76V77H43ZM71 76V75H70ZM91 76H93V75H91ZM95 76V75H94ZM101 76V75H100ZM191 76H192V74H191ZM242 76V75H241ZM247 76V75H246ZM61 77V76H60ZM96 77H98V76H96ZM96 77H94V78H96ZM120 77V76H119ZM126 77H127V75H126ZM221 77V76H220ZM232 77V76H231ZM238 77V76H237ZM4 78V77H3ZM11 78V77H10ZM24 78V77H23ZM34 77L32 76V78L31 79H33ZM47 78V77H46ZM71 78V77H70ZM89 78V77H88ZM107 78H108V76H107ZM195 78V77H194ZM248 78V77H247ZM1 79H2V77H1ZM25 79V78H24ZM28 79V78H27ZM26 79V80H27ZM100 79V78H99ZM117 79H119L118 77H117ZM156 79V78H155ZM196 79V78H195ZM197 79H198V77H197ZM206 79V78H205ZM213 79V78H212ZM225 79V78H224ZM230 79V78H229ZM6 80V79H5ZM41 80V79H40ZM42 80H43V78H42ZM77 80V79H76ZM108 80V79H107ZM106 80V81H107ZM115 82H116V80L115 79H113ZM124 80L125 81H128V80H126L125 78H124ZM129 80V81H130ZM238 80V79H237ZM244 80H245V78H244ZM17 81L18 80H16V84H17ZM28 81V80H27ZM29 81H30V79H29ZM29 81H28V83H29ZM32 81H35V80H32ZM45 81V80H44ZM43 81V82H44ZM49 81H50V79H49ZM103 81V80H102ZM111 80H109L108 82H110ZM194 81V80H193ZM199 81V80H198ZM206 81V80H205ZM218 81V80H217ZM222 81V80H221ZM225 81V80H224ZM240 81V80H239ZM239 81H238V83H239ZM253 81V80H252ZM1 82V81H0ZM8 82V81H7ZM25 82V81H24ZM37 82V81H36ZM36 82H34L35 83V85H37L36 84ZM42 82V83H43ZM46 82H47V80H46ZM45 82V83H46ZM51 82V81H50ZM49 82V83H50ZM71 82V81H70ZM97 82V81H96ZM96 82H95V84H96ZM100 82V81H99ZM108 82H107V84H108ZM255 82V81H254ZM2 83V82H1ZM12 83V82H11ZM14 83V82H13ZM57 83V82H56ZM104 83V82H103ZM117 83V82H116ZM126 83H128V82H126ZM130 83V82H129ZM198 83H201V82H198ZM234 83H236V82H234ZM245 83H247V82H245ZM21 84V83H20ZM31 84V83H30ZM33 84V83H32ZM55 84V83H54ZM65 84V83H64ZM75 84V83H74ZM77 84H79V83H77ZM115 84V83H114ZM124 85H125V83H123ZM158 84H160L159 82H158ZM194 84V83H193ZM192 84V85H193ZM225 84V83H224ZM230 84V83H229ZM10 85V84H9ZM46 85V84H45ZM52 85H53V83H52ZM56 85V84H55ZM80 85H81V83H80ZM98 84H96V85H94V87L95 86H97ZM99 85H100V83H99ZM111 85V84H110ZM110 85H108V87L110 86ZM221 85H222V83H221ZM232 85V84H231ZM239 85H241V84H239ZM253 85V84H252ZM18 86V85H17ZM32 86V85H31ZM34 86V85H33ZM48 86V85H47ZM66 86V85H65ZM69 86H70V83H69ZM102 86H104V85H102ZM118 86H121L120 85V82H119V84H118ZM216 86V85H215ZM227 86V85H226ZM9 87V86H8ZM14 87V86H13ZM26 87V86H25ZM52 87V86H51ZM71 87V86H70ZM77 87V86H76ZM122 87V86H121ZM127 87H128V85H127ZM130 87V86H129ZM195 87V86H194ZM196 87H198L197 85H196ZM219 87V86H218ZM221 87V86H220ZM2 88L4 89V90H6L7 91V88H6V86H5V84H2ZM29 88V87H28ZM31 88V87H30ZM45 88H46V86H45ZM64 88V87H63ZM69 88V87H68ZM67 88V89H68ZM199 88V87H198ZM202 88V87H201ZM207 88V87H206ZM209 88V87H208ZM233 88H235V87H233ZM243 88H245V87H243ZM11 89H12V86H11ZM10 89V90H11ZM18 89V88H17ZM44 89V88H43ZM55 89V88H54ZM61 89V88H60ZM75 89V88H74ZM99 89H101V88H99ZM98 89V90H99ZM105 89V88H104ZM113 89V88H112ZM116 89V88H115ZM203 89V88H202ZM205 89V88H204ZM220 89V88H219ZM240 89V88H239ZM251 89V88H250ZM2 90V89H1ZM21 90H22V88H21ZM20 90V91H21ZM32 90V89H31ZM45 90V89H44ZM57 90V89H56ZM82 90V89H81ZM87 90V89H86ZM97 90V89H96ZM95 90V91H96ZM103 90V89H102ZM129 90H131V89H129ZM128 90V91H129ZM232 90V89H231ZM236 90H238V89H236ZM252 90V89H251ZM23 91H24V89H23ZM40 91V90H39ZM51 91V93H52V91H53V88H52V90H50ZM69 91V90H68ZM100 91V90H99ZM133 91H134V89H133ZM177 91V90H176ZM204 91V90H203ZM225 91V90H224ZM235 91V90H234ZM233 91V92H234ZM256 91V90H255ZM11 92V91H10ZM22 92V91H21ZM20 92V93H21ZM36 92V91H35ZM49 92V91H48ZM75 92H76V90H75ZM79 92V91H78ZM89 92V91H88ZM98 92V91H97ZM96 92V93H97ZM130 92V91H129ZM241 92V91H240ZM243 92V91H242ZM257 92V91H256ZM264 92V91H263ZM25 93V92H24ZM27 93H28V91H27ZM27 93H26V95H27ZM38 93H40V92H38ZM43 93V92H42ZM44 93H45V91H44ZM47 93V92H46ZM85 93V92H84ZM105 93V92H104ZM109 93V92H108ZM107 93V94H108ZM113 93V92H112ZM122 93V92H121ZM198 93V92H197ZM32 94H34V93H32ZM31 94V95H32ZM49 94H50V92H49ZM55 94V93H54ZM60 94V93H59ZM67 94V93H66ZM72 94V93H71ZM87 94V93H86ZM93 94V93H92ZM98 94H99V92H98ZM106 94V93H105ZM106 94V95H107ZM120 94V93H119ZM124 94V93H123ZM123 94H122V96H123ZM126 94V93H125ZM124 94V95H125ZM133 94H134V92H133ZM132 94V95H133ZM136 94V93H135ZM200 94H202V93H200ZM241 94V93H240ZM239 94V95H240ZM3 95V94H2ZM19 95V94H18ZM22 95H23V93H22ZM29 95V94H28ZM38 95V94H37ZM42 95V94H41ZM46 95V94H45ZM56 95H57V93H56ZM77 95V94H76ZM79 95V94H78ZM102 95V94H101ZM101 95H99V96H101ZM114 95V94H113ZM121 95V94H120ZM130 95V94H129ZM128 95V96H129ZM198 95L200 96V97H198ZM209 95V94H208ZM247 95V94H246ZM5 96V95H4ZM3 96V97H4ZM44 96V95H43ZM48 96V95H47ZM55 96V95H54ZM63 96V95H62ZM117 96V95H116ZM126 96V95H125ZM134 96V95H133ZM172 96V95H171ZM206 96V95H205ZM214 96V95H213ZM258 96H259V93H258ZM6 97V96H5ZM21 96H19V98H20ZM25 97V96H24ZM33 97V96H32ZM80 97H81V95H80ZM104 97V96H103ZM108 97V96H107ZM119 97V96H118ZM127 97V96H126ZM204 97V96H203ZM217 97V96H216ZM227 97V96H226ZM244 97H245V95H244ZM249 97V96H248ZM8 98V97H7ZM27 98V97H26ZM31 98V97H30ZM49 98H50V95H49ZM62 99H63V97H61ZM67 98V97H66ZM127 98H130V96L129 97H127ZM172 98H174V97H172ZM209 98V97H208ZM213 98V97H212ZM220 98V97H219ZM241 98V97H240ZM256 98V97H255ZM20 99H22V98H20ZM39 99H40V97H39ZM44 99V98H43ZM46 99H47V97H46ZM59 99V98H58ZM102 99V98H101ZM100 99V100H101ZM134 99V98H133ZM245 99V98H244ZM7 100V99H6ZM70 100V99H69ZM84 100V99H83ZM208 100V99H207ZM219 100V99H218ZM250 100V99H249ZM1 101V100H0ZM46 101V100H45ZM68 101V100H67ZM67 101H65V102H67ZM75 101V100H74ZM115 102H116V100H114ZM126 101V100H125ZM135 101V100H134ZM205 101V100H204ZM212 101V100H211ZM211 101H210V103H211ZM226 101V100H225ZM231 101V100H230ZM247 101V100H246ZM23 102V101H22ZM33 102V101H32ZM40 102H43V101H40ZM52 102V101H51ZM59 102V101H58ZM61 102V101H60ZM81 102V101H80ZM84 102H86V101H83V103ZM92 102V101H91ZM95 102V101H94ZM128 102H130V101H128ZM207 101H205V103H206ZM235 102V101H234ZM237 102V101H236ZM243 102V101H242ZM4 103V102H3ZM43 103H45V102H43ZM72 103H74V102H72ZM89 103V102H88ZM93 103V102H92ZM135 103H136V101H135ZM149 103V102H148ZM214 103H215V101H214ZM217 103V102H216ZM222 103V102H221ZM264 103V102H263ZM34 104V103H33ZM54 104H55V101H54ZM60 104H62V103H60ZM75 104V103H74ZM106 104H108V103H106ZM209 104V103H208ZM211 104H213V103H211ZM227 104V103H226ZM241 104V103H240ZM32 105V104H31ZM31 105H29V106H31ZM42 105V104H41ZM44 105V104H43ZM52 105V104H51ZM58 105V104H57ZM63 105V104H62ZM76 105V104H75ZM74 105V106H75ZM93 105H95V104H93ZM101 105V104H100ZM111 105V104H110ZM124 105V104H123ZM128 105V104H127ZM134 105V104H133ZM133 105H132V107H133ZM221 105V104H220ZM237 105V104H236ZM255 105V104H254ZM3 106V105H2ZM1 106V108H3ZM6 106V105H5ZM53 106V105H52ZM56 106V105H55ZM69 106H71V105H69ZM69 106H67V107H69ZM73 106V105H72ZM104 106V105H103ZM113 106V105H112ZM213 106V105H212ZM211 106V107H212ZM234 106V105H233ZM44 107V106H43ZM111 107V106H110ZM135 107V106H134ZM133 107V108H134ZM217 106H215V108H216ZM224 107V106H223ZM228 107V106H227ZM11 108V107H10ZM32 108V107H31ZM41 108V107H40ZM45 108V107H44ZM49 108V107H48ZM58 108V107H57ZM60 108V107H59ZM70 108V107H69ZM219 108V107H218ZM241 108V107H240ZM4 109V108H3ZM36 109V108H35ZM38 109V108H37ZM51 109V108H50ZM56 109V108H55ZM72 109V108H71ZM81 109V108H80ZM104 109V108H103ZM209 109V108H208ZM212 109H214V108H212ZM225 109V108H224ZM229 110H230V108H228ZM238 109V108H237ZM237 109H235L236 111H237ZM246 109V108H245ZM10 110V109H9ZM44 110V109H43ZM42 110V111H43ZM52 110V109H51ZM70 110V109H69ZM74 110H76V109H74ZM78 110V109H77ZM97 110V109H96ZM110 110H111V108H110ZM247 110V109H246ZM258 110V109H257ZM5 111V110H4ZM8 111V110H7ZM88 111V110H87ZM86 111V112H87ZM92 111H94V110H92ZM107 111V110H106ZM120 111H122L121 109H120ZM144 111V113H142ZM215 111V110H214ZM235 111V112H236ZM9 112H11V111H9ZM16 112V111H15ZM110 112V111H109ZM113 112H116V109H115V111H113ZM130 112V111H129ZM178 112H179V110H178ZM228 112V111H227ZM232 112V111H231ZM233 112H234V110H233ZM234 112V113H235ZM243 112V111H242ZM246 112H248V111H246ZM245 112V113H246ZM253 112V111H252ZM257 112V111H256ZM6 113H8V112H5V114ZM42 113H44V112H42ZM41 113V114H42ZM49 113V112H48ZM63 113V112H62ZM85 113V112H84ZM106 113V112H105ZM117 113H118V111H117ZM116 113V114H117ZM128 113V112H127ZM127 113H125V114H127ZM134 113V112H133ZM163 113V112H162ZM184 113V112H183ZM5 114L4 113H2V112H0V121H3V118L5 117ZM12 114H14V113H12ZM33 114V113H32ZM37 114H38V112H37ZM50 114H51V112H50ZM69 114V113H68ZM97 114V113H96ZM115 114V115H116ZM156 114V113H155ZM180 114V113H179ZM227 114V113H226ZM7 115V114H6ZM11 115V114H10ZM18 115H20V114H18ZM52 115V114H51ZM61 115V114H60ZM59 115V116H60ZM77 115V114H76ZM107 115V114H106ZM118 115V114H117ZM123 115H124V113H123ZM181 115V114H180ZM179 115V116H180ZM185 115V114H184ZM220 115V114H219ZM218 115V116H219ZM231 115V114H230ZM242 115V114H241ZM252 115H254V114H252ZM262 115V114H261ZM16 116V115H15ZM33 116V115H32ZM37 116V115H36ZM48 116V115H47ZM53 116V115H52ZM58 116V115H57ZM58 116V117H59ZM73 116V115H72ZM88 116V115H87ZM93 116V115H92ZM125 116V115H124ZM224 116V115H223ZM229 116V115H228ZM232 116V115H231ZM238 116H239V114H238ZM237 116V117H238ZM243 116V115H242ZM255 116V115H254ZM24 117V116H23ZM23 117H16V118H14V119H10L9 121H8V124H10V125H12V126H14V125H18L20 128H25V131L31 136V139H32V141H33V143L35 144V146H34V148H33V153H34V155H36V158H39L40 160H41V163H43V164H45V167H46V169H52V167L49 165V161L51 162V164H52V166H54L56 169H58V172H60L61 171V176H62V178L64 177V180L70 185H72V186H70L71 188H70V190H68L69 192L66 194V195H69V198H68V201L72 204V206L74 207V210L75 211H84L85 209H84V206L82 205L83 203V201H82V199H81V197H86V194H89V193H91V188H87L86 189V184H84V183H82V182H85V179L83 180V181H81L77 176H76V178H75V175L73 176V175H71V174H69V173H67L68 171H66L65 170V166H63V164L61 165L60 163H58L59 161V158L57 159V157L53 154V153H50L51 151H49V150H51L50 148H49V150L48 149H46V155H47V157L48 158H45V155H44V148L46 147L45 145V147L43 148V139H42V137L41 138H39V137H37V135L35 134L36 133V131H35V129H33V127H35V126H33L30 122H28L26 119H25V117L23 118ZM50 117V116H49ZM48 117V118H49ZM66 117V116H65ZM69 117V116H68ZM99 117V116H98ZM113 117V116H112ZM123 117V116H122ZM126 117H127V115H126ZM128 117H130L129 116V114H128ZM133 117V116H132ZM132 117H130V118H132ZM220 117V116H219ZM218 117V118H219ZM232 117H234V116H232ZM253 117V116H252ZM263 117V116H262ZM48 118H47V120H48ZM54 118V117H53ZM52 118V119H53ZM60 118V117H59ZM62 118V117H61ZM96 118V117H95ZM158 118V117H157ZM184 118V117H183ZM199 118H200V121L202 120V117L201 116H199ZM243 118V117H242ZM241 118V119H242ZM245 118V117H244ZM250 118V117H249ZM254 118V117H253ZM50 119V118H49ZM76 119V118H75ZM85 119V118H84ZM89 120H90V118H88ZM96 119H99V118H96ZM104 119V118H103ZM106 119V118H105ZM121 119V118H120ZM129 119V118H128ZM127 119V120H128ZM205 120H207L206 118H204ZM35 120V119H34ZM37 120V119H36ZM39 120H41V119H39ZM38 120V121H39ZM44 120H46V119H44L43 118V121ZM54 120V119H53ZM64 120V119H63ZM69 120V119H68ZM73 120V119H72ZM71 120V121H72ZM88 120V121H89ZM116 120V119H115ZM123 120V119H122ZM204 120V122L206 123V122H208V121H205ZM222 120V119H221ZM240 120V119H239ZM246 120V119H245ZM257 120H259V119H257ZM78 121V120H77ZM76 121V122H77ZM80 121H81V119H80ZM108 121V120H107ZM106 121V122H107ZM125 120H123V122H124ZM128 121H130V120H128ZM136 121V120H135ZM49 123H50V120L48 121ZM58 122H59V120H58ZM66 122V121H65ZM68 122V121H67ZM82 122V121H81ZM84 122V121H83ZM97 122V121H96ZM103 122V121H102ZM120 122V121H119ZM132 122V121H131ZM137 122V121H136ZM204 122H202V123H204ZM237 122V121H236ZM245 122V121H244ZM248 123H249V121H247ZM258 122V121H257ZM33 123V122H32ZM38 123V122H37ZM39 123H40V121H39ZM38 123V124H39ZM62 123V122H61ZM60 123V124H61ZM69 123V122H68ZM91 123V122H90ZM95 123V122H94ZM110 123V122H109ZM116 123V122H115ZM128 123V122H127ZM132 123H135V122H132ZM204 123V124H205ZM233 123V122H232ZM251 123V122H250ZM52 124H53V122H52ZM59 124V123H58ZM63 124V123H62ZM72 124H73V122H72ZM103 124V123H102ZM122 124V123H121ZM137 124V123H136ZM209 124V123H208ZM207 124V125H208ZM50 125V124H49ZM85 125H86V123H85ZM84 125V126H85ZM101 125V124H100ZM116 125V124H115ZM123 125H124V123H123ZM130 125V124H129ZM223 125H224V123H223ZM227 125V124H226ZM247 125V124H246ZM254 125V124H253ZM33 126V127H32ZM64 126V125H63ZM69 126V125H68ZM76 126V125H75ZM83 126V127H84ZM88 126H89V124H88ZM96 126H98V124L96 125ZM103 126H105V125H103ZM111 126V125H110ZM117 126V125H116ZM125 126V125H124ZM205 126H206V124H205ZM228 126V125H227ZM235 126H236V124H235ZM245 126V125H244ZM256 126V125H255ZM49 127V126H48ZM55 127H57V126H55ZM94 127V126H93ZM108 127V126H107ZM106 127V128H107ZM121 127H122V125H121ZM134 127V126H133ZM136 127V126H135ZM237 127V126H236ZM250 127V126H249ZM252 127H254V126H252ZM260 127V126H259ZM261 127H262V125H261ZM37 128V127H36ZM45 128V127H44ZM66 128V127H65ZM64 128V129H65ZM71 128V127H70ZM114 128V127H113ZM112 128V129H113ZM123 128V127H122ZM130 128V127H129ZM204 128V127H203ZM40 129V128H39ZM39 129H36V130H39ZM47 129V128H46ZM50 129V128H49ZM53 129V128H52ZM73 129H74V127H73ZM93 128H91V130H92ZM102 129H103V127H102ZM111 129V128H110ZM117 129H118V127H117ZM121 129V128H120ZM202 129V128H201ZM226 129V128H225ZM246 129V128H245ZM40 130H42L43 131V129H40ZM55 130V129H54ZM58 130V129H57ZM80 130H81V128H80ZM79 130V131H80ZM83 130V129H82ZM81 130V131H82ZM100 130V128L98 129V131ZM103 130H105V129H103ZM109 130V129H108ZM125 130V129H124ZM130 130V129H129ZM134 130V129H133ZM155 130V129H154ZM222 130V129H221ZM247 130V129H246ZM250 130V129H249ZM248 130V131H249ZM47 131V130H46ZM68 131H69V129H68ZM72 131V130H71ZM117 131V130H116ZM119 131V130H118ZM121 131V130H120ZM131 131H132V129H131ZM153 131V130H152ZM151 131V132H152ZM202 131H204V130H202ZM225 131V130H224ZM223 131V132H224ZM242 131V130H241ZM247 131V132H248ZM65 132H67V131H64V134H65ZM107 132V131H106ZM154 132V131H153ZM152 132V133H153ZM205 132V131H204ZM222 132V133H223ZM229 132V131H228ZM228 132H226V133H228ZM251 132H253V131H251ZM40 133V132H39ZM42 133V132H41ZM44 133H45V131H44ZM47 133V132H46ZM52 133V132H51ZM56 133H57V131H56ZM55 133V134H56ZM61 133V132H60ZM60 133H58V134H60ZM72 133H73V131H72ZM89 133V132H88ZM99 133H101V131L99 132ZM115 133V132H114ZM120 133V132H119ZM122 133V132H121ZM230 133V132H229ZM238 133V132H237ZM240 133V132H239ZM20 134V133H19ZM50 134V133H49ZM67 134H68V132H67ZM92 134V133H91ZM93 134H94V132H93ZM102 134V133H101ZM125 134V133H124ZM128 134H131V133H128ZM200 134H201V132H199V129H196V131H195V145H196V147H197V150L199 151V153H200V162H199V164H200V171L202 172V173H205L206 172V165H208V164H206V160L204 159V154H203V151H202V146L203 145H201V143H200ZM215 134V133H214ZM242 134V133H241ZM253 134V133H252ZM260 134H261V132H260ZM41 135V134H40ZM39 135V136H40ZM54 135V134H53ZM57 135V134H56ZM55 135V136H56ZM72 135V134H71ZM70 135V136H71ZM79 135V134H78ZM77 135V136H78ZM81 135V134H80ZM97 135V134H96ZM111 135H113L112 133H111ZM127 135V134H126ZM146 134H145V132L142 134V136L144 137ZM243 135V134H242ZM246 135V134H245ZM244 135V136H245ZM251 135V134H250ZM11 136H16V132H12L11 133ZM48 136V135H47ZM67 136V135H66ZM68 136H69V134H68ZM67 136V137H68ZM102 136V135H101ZM104 136H107V135H104ZM114 136H116V135H114ZM149 136V135H148ZM210 136V135H209ZM236 136V135H235ZM239 136V135H238ZM54 137V136H53ZM57 137V136H56ZM58 137H60V135L58 136ZM64 137H65V135H64ZM73 137V136H72ZM71 137V138H72ZM80 137H82V136H80ZM88 137H90V136H88ZM99 137V136H98ZM103 137V136H102ZM108 137V136H107ZM131 137V136H130ZM142 137V138H143ZM222 137V136H221ZM231 137H233V136H231ZM242 137V136H241ZM249 137V136H248ZM79 138V137H78ZM85 138V137H84ZM93 138V137H92ZM112 138H113V136H112ZM123 138V137H122ZM140 138V137H139ZM204 138V137H203ZM212 138H214V137H212ZM254 138V137H253ZM49 139V138H48ZM61 139V138H60ZM68 139V138H67ZM76 138H74L73 140H75ZM106 139V138H105ZM115 139V138H114ZM117 140H118V138H116ZM137 139V138H136ZM249 139V138H248ZM257 139V138H256ZM50 140H53V139H50ZM72 140V141H73ZM78 140V139H77ZM91 140V139H90ZM97 140V139H96ZM111 140V139H110ZM120 140V139H119ZM127 141L125 142V139H124V142H125V144L128 142V139H126ZM202 140V139H201ZM205 140V139H204ZM246 140V139H245ZM253 140H255V139H253ZM252 140V141H253ZM49 141V140H48ZM61 141V140H60ZM89 141V140H88ZM93 141V140H92ZM95 141V140H94ZM211 141V140H210ZM230 141V140H229ZM241 141V140H240ZM250 141V140H249ZM259 141V140H258ZM52 142V141H51ZM66 142H67V140H66ZM66 142H65V144H66ZM75 142H76V140H75ZM79 143H81L80 141H78ZM84 142H85V139H84ZM87 142V141H86ZM101 142V141H100ZM100 142H99V144H100ZM105 142V141H104ZM108 142V141H107ZM119 142V141H118ZM129 142H131V141H129ZM135 142V141H134ZM138 142V141H137ZM227 142V141H226ZM232 142V141H231ZM242 142H243V140H242ZM241 142V143H242ZM260 142V141H259ZM46 143V142H45ZM58 143H59V141H58ZM58 143H56V145L58 144ZM88 143V142H87ZM111 143V142H110ZM141 143H142V148H143V153H142V156H141V159H142V161H143V163L144 164H154L155 163V155H154V152L152 151V149L149 147V145L145 142V141H143V140H141ZM205 143V142H204ZM223 143V142H222ZM229 143V142H228ZM239 143V142H238ZM244 143V142H243ZM251 143V142H250ZM257 143V142H256ZM264 143V142H263ZM51 144V143H50ZM55 144V143H54ZM53 144V145H54ZM69 144V143H68ZM91 143L89 142V144L88 145H90ZM113 144V143H112ZM231 144H234V143H231ZM52 145V146H53ZM64 145V144H63ZM70 145V144H69ZM74 145H76V144H74ZM80 145V144H79ZM84 145V144H83ZM87 145V144H86ZM86 145H84V147L86 146ZM94 145V144H93ZM97 145V144H96ZM108 145V144H107ZM136 145V144H135ZM219 145V144H218ZM228 145V144H227ZM238 145V144H237ZM249 145V144H248ZM252 145V144H251ZM250 145V146H251ZM49 146V145H48ZM61 146H62V144H61ZM65 146H67V145H65ZM82 146V145H81ZM118 146H120V144L118 145ZM126 148H127V146L126 145H124ZM51 147V146H50ZM54 147H56V146H54ZM54 147H52V149L54 148ZM69 147V146H68ZM77 147V146H76ZM79 147L80 146H78V149H79ZM90 147H92V146H90ZM94 147H96L95 145H94ZM93 147V148H94ZM98 147L100 148V146L98 145ZM98 147H96L95 149H97ZM110 147V146H109ZM115 147H116V144H115ZM115 147H113V149L115 148ZM124 147V148H125ZM135 147V146H134ZM208 147V146H207ZM232 147V146H231ZM246 147V146H245ZM248 147V146H247ZM254 147V146H253ZM58 148V147H57ZM67 148V147H66ZM74 148V147H73ZM236 148H237V146H236ZM258 148V147H257ZM8 150L10 149V147H8L7 148ZM65 149V148H64ZM63 148H61V150H64ZM71 149V148H70ZM86 149V148H85ZM128 149V148H127ZM134 149V148H133ZM209 149V148H208ZM237 149H239V148H237ZM255 149H256V147H255ZM72 150H74V149H72ZM81 150V149H80ZM80 150H79V152H80ZM83 150V149H82ZM89 150V149H88ZM99 150V149H98ZM97 150V151H98ZM112 150V149H111ZM240 150V149H239ZM245 150V149H244ZM59 151V150H58ZM57 151V152H58ZM70 151V150H69ZM93 151V150H92ZM123 151H124V149H123ZM122 151V152H123ZM256 151V150H255ZM6 152V156L8 155V151L6 150L5 151ZM62 152V151H61ZM64 152V151H63ZM62 152V153H63ZM65 152H66V150H65ZM85 151H83V153H84ZM87 152V151H86ZM114 152H115V150H114ZM117 152V151H116ZM126 152V151H125ZM127 152H129V150L127 151ZM132 152V151H131ZM135 152H137L136 150H135ZM253 152V151H252ZM56 153V152H55ZM60 153V152H59ZM67 153H68V151H67ZM73 153V152H72ZM75 153V152H74ZM133 153V152H132ZM235 153H237V152H235ZM239 153V152H238ZM86 154V153H85ZM84 154V155H85ZM93 154V153H92ZM91 154V155H92ZM113 154V153H112ZM128 154V153H127ZM126 154V155H127ZM139 154V153H138ZM250 154V153H249ZM57 155H58V153H57ZM61 155V154H60ZM64 155H65V153H64ZM67 155H69V157H70V154L68 153ZM66 155V156H67ZM72 155V154H71ZM81 155V154H80ZM83 155V156H84ZM88 155L90 156V154L88 153ZM122 155H123V153H122ZM122 155H121V157H122ZM256 155H258V154H256ZM263 155V154H262ZM96 156V155H95ZM99 156V155H98ZM106 156H107V154H106ZM106 156H104V157H106ZM110 156V155H109ZM240 156V158H241V156L242 155H239ZM255 156V155H254ZM64 157V156H63ZM74 157V156H73ZM78 158H79V156H77ZM76 157V158H77ZM81 157V156H80ZM111 157V156H110ZM117 157H119V155L117 156ZM127 157V156H126ZM253 157V156H252ZM264 157V156H263ZM66 158V157H65ZM71 158V157H70ZM77 158V159H78ZM88 158H90V160L91 159H93L94 157H88ZM116 158V157H115ZM123 158V157H122ZM233 158V157H232ZM245 158V157H244ZM247 158H248V156H247ZM75 159V158H74ZM76 159V160H77ZM105 159V158H104ZM114 159V158H113ZM112 159V160H113ZM231 159V158H230ZM238 159V158H237ZM242 159V158H241ZM250 159V158H249ZM254 159H255V157H254ZM259 159V158H258ZM261 159H263V158H261ZM8 160V159H7ZM49 160V161H48ZM62 160V159H61ZM65 160V159H64ZM75 160V161H76ZM81 160V159H80ZM80 160H79V164L81 163L80 162ZM95 160V159H94ZM93 160V161H94ZM121 160V159H120ZM123 160H124V158H123ZM226 160V159H225ZM9 161V160H8ZM58 161V162H57ZM66 161V160H65ZM72 161H74L73 159H72ZM72 161H71V163H72ZM74 161V162H75ZM89 161V160H88ZM92 161V160H91ZM116 161V160H115ZM119 161V160H118ZM122 161V160H121ZM233 161H235V160H233ZM242 161H244V159L242 160ZM246 161H247V159H246ZM251 161V160H250ZM258 161V160H257ZM73 162V163H74ZM78 162V161H77ZM83 162H85V161H83ZM102 162V161H101ZM107 162V161H106ZM123 162V161H122ZM255 162V161H254ZM89 163H90V161H89ZM92 163V162H91ZM103 163V162H102ZM225 163H229V162H225ZM242 163V162H241ZM240 163V164H241ZM245 163V162H244ZM250 163V162H249ZM67 164H70V163H67ZM66 164V165H67ZM77 164V163H76ZM97 164V163H96ZM100 164V163H99ZM106 164V163H105ZM110 164V163H109ZM117 164V163H116ZM123 164H125V162H123ZM198 164V163H197ZM232 164V163H231ZM234 164V163H233ZM262 164V163H261ZM71 165H73V164H71ZM78 165V164H77ZM82 165V164H81ZM81 165H79V167L81 166ZM93 165H95V163L93 164ZM93 165H91V168L92 167H95V168H98L97 167V165H95V166H93ZM101 165V164H100ZM104 165V164H103ZM111 165V164H110ZM120 165V164H119ZM118 165V166H119ZM237 165V164H236ZM235 165V166H236ZM243 165V164H242ZM259 165H260V163H259ZM76 166V165H75ZM84 165H82V167H83ZM88 166V165H87ZM117 166V167H118ZM231 166V165H230ZM229 166V167H230ZM67 167V166H66ZM69 167H70V165H69ZM76 167H78V166H76ZM116 167V166H115ZM221 167V166H220ZM233 167V166H232ZM237 167V166H236ZM260 167L261 166H259V169H260ZM264 167V166H263ZM262 167V168H263ZM71 168V167H70ZM69 168V169H70ZM75 168V167H74ZM86 168V167H85ZM85 168H83V169H85ZM88 168H90V167H88ZM105 168V167H104ZM110 168H112V167H110ZM109 168V169H110ZM224 168V167H223ZM245 168V167H244ZM250 168V167H249ZM261 168V169H262ZM68 169V170H69ZM72 169V171H73V167L71 168ZM76 169V168H75ZM78 169V168H77ZM81 169V168H80ZM82 169V170H83ZM217 170H218V168H216ZM228 169V168H227ZM96 171H97V169H95ZM106 170H108V168L106 169ZM113 170H115L116 171V169H113ZM216 170V171H217ZM226 170V169H225ZM244 170V169H243ZM19 171V170H18ZM76 171H78V170H76ZM81 171V170H80ZM79 171V172H80ZM87 171V170H86ZM85 171V172H86ZM95 171V172H96ZM109 171V170H108ZM111 171V170H110ZM207 171H209L208 169H207ZM220 171V170H219ZM218 171V172H219ZM252 171V170H251ZM52 172H53V169H52ZM82 172H84V171H82ZM89 172H91V171H89ZM93 172V171H92ZM100 172H101V169H100ZM114 172V171H113ZM211 172V171H210ZM215 172V171H214ZM247 172H248V170H247ZM250 172V171H249ZM76 173V172H75ZM104 173V172H103ZM103 173L101 174V175H103ZM132 173V172H131ZM175 173V172H174ZM217 173V172H216ZM225 173V172H224ZM254 173V172H253ZM253 173H252V175H253ZM258 173V172H257ZM74 174V173H73ZM81 174V172L79 173V175ZM92 173H90V175H91ZM96 174V173H95ZM106 174V173H105ZM108 174V173H107ZM219 174V173H218ZM243 174V173H242ZM256 174V173H255ZM254 174V175H255ZM259 174H260V172H259ZM259 174H257V175H259ZM22 175V174H21ZM77 175V174H76ZM82 175V174H81ZM90 175H89V177H90ZM97 175V174H96ZM95 175V176H96ZM98 175H100V174H98ZM210 175H212V174H210ZM216 175V174H215ZM223 175V174H222ZM228 175V174H227ZM232 175V174H231ZM231 175H229V176H231ZM60 176V177H61ZM83 176V175H82ZM86 176V175H85ZM87 176H88V174H87ZM105 176V175H104ZM104 176H102V178L104 177ZM110 176V175H109ZM143 176V175H142ZM208 176H209V173H208ZM213 176V175H212ZM220 176V175H219ZM237 176H238V173H237ZM250 176V175H249ZM68 177H70V180H67V178ZM88 177V178H89ZM98 177V176H97ZM101 177V176H100ZM113 177V176H112ZM214 177V176H213ZM231 177H233V176H231ZM242 177H243V175H242ZM246 177V176H245ZM251 177V176H250ZM83 178V177H82ZM85 178V177H84ZM95 178V177H94ZM99 178V177H98ZM105 178V177H104ZM106 178H108L109 179V177H106ZM219 178V177H218ZM241 178V177H240ZM254 178V177H253ZM96 179V178H95ZM108 179H105V180H108ZM221 179V178H220ZM235 179H236V177H235ZM239 179V178H238ZM247 179H249V178H247ZM15 180H16V178H13V180H12V177L10 178V180H9V178H8V181L9 182H15ZM63 180V181H64ZM91 180V179H90ZM93 180V179H92ZM100 180V179H99ZM213 180V179H212ZM254 180V179H253ZM7 182V180H5L2 176H0V182ZM101 181V180H100ZM102 181H104L103 179H102ZM243 181V180H242ZM99 182V181H98ZM221 182V181H220ZM237 182V181H236ZM251 182V181H250ZM86 183V182H85ZM90 183V182H89ZM95 183H97V182H95ZM100 183V182H99ZM242 183V182H241ZM252 183H254V182H252ZM91 184V183H90ZM197 184V183H196ZM195 184V185H196ZM228 184V183H227ZM230 184V183H229ZM232 184H234V183H232ZM245 184V183H244ZM243 184V185H244ZM248 184V183H247ZM17 188L15 189V192H16V194L17 195H19V196H22L23 194H24V192H25V190H24V188H23V185L21 184V182H19V180H18V183H17ZM94 185H96V184H94ZM181 185V184H180ZM220 185V184H219ZM253 185V184H252ZM251 185V186H252ZM257 185V184H256ZM256 185H255V188H256ZM50 186H52V183L50 182ZM90 186V185H89ZM98 186V185H97ZM182 186V185H181ZM230 186V185H229ZM247 186V185H246ZM261 186V185H260ZM96 187V186H95ZM195 187V186H194ZM193 187V188H194ZM224 187H226L225 185H224ZM259 187V186H258ZM92 188H94V187H92ZM199 188V187H198ZM260 188V187H259ZM228 189V188H227ZM232 189V188H231ZM231 189H228V190H231ZM238 189V188H237ZM245 189V188H244ZM247 189V188H246ZM249 189H250V187H249ZM190 190V189H189ZM223 190V189H222ZM226 190V189H225ZM182 191V190H181ZM241 191V190H240ZM249 191V190H248ZM196 192H199V190H197ZM244 192V191H243ZM34 194V193H33ZM163 194V193H162ZM186 194V193H185ZM251 194V193H250ZM249 194V195H250ZM65 195V193L64 192H61L60 193V196L61 197H63V196H66ZM208 195V194H207ZM221 195V194H220ZM233 195H235V194H233ZM232 195V196H233ZM249 195H246V196H249ZM35 196V195H34ZM254 196V195H253ZM257 196V195H256ZM263 196V195H262ZM261 196V197H262ZM191 197V196H190ZM231 197V196H230ZM235 197V196H234ZM233 197V198H234ZM237 197V196H236ZM245 197V196H244ZM251 197H252V195H251ZM221 198V197H220ZM253 198V197H252ZM257 198V197H256ZM33 199V198H32ZM193 199H194V197H193ZM223 199V198H222ZM227 199V198H226ZM231 199V198H230ZM245 199V198H244ZM258 199V201H259V198H257ZM263 199H264V197H263ZM200 200V202H201V199H199ZM232 201H233V199H231ZM235 200V199H234ZM252 200V199H251ZM261 200H262V198H261ZM225 201V200H224ZM237 201V200H236ZM247 200H245V202H246ZM255 202H257V200H254ZM194 202V201H193ZM193 202H191V204L193 203ZM196 202V201H195ZM227 202V201H226ZM240 202H241V199H240ZM263 202H264V200H263ZM190 204V203H189ZM194 204V203H193ZM229 204V203H228ZM233 204V203H232ZM246 204V203H245ZM257 204V203H256ZM263 204V203H262ZM198 205V204H197ZM204 205V204H203ZM227 205V204H226ZM247 205V204H246ZM260 205V204H259ZM181 206V205H180ZM205 206V205H204ZM242 206H243V204H242ZM241 206V207H242ZM255 207H256V205H254ZM264 206V205H263ZM206 207V206H205ZM204 207V208H205ZM236 207V206H235ZM245 207V206H244ZM247 207V206H246ZM250 207V206H249ZM181 208V207H180ZM195 208H197V207H195ZM226 208H228V207H226ZM251 208V207H250ZM163 209V208H162ZM203 209V208H202ZM229 209H231V208H229ZM244 209V208H243ZM248 208H246V210H247ZM262 209V208H261ZM181 210V209H180ZM209 210V209H208ZM237 210H239V209H237ZM241 210V209H240ZM254 210V209H253ZM253 210H250V211H253ZM256 210V209H255ZM248 211V210H247ZM257 212H258V209L256 210ZM255 211V212H256ZM177 212V211H176ZM231 212V211H230ZM243 212H244V210H243ZM256 212V213H257ZM260 212V211H259ZM13 214H11V217H10V219H9V224H10V226H11V229L13 230L12 231V233H9L8 231H7V233H1V235L3 236V238H5L4 239V241H2V242H0V264H30V262L31 261H33L35 264H110V261H108V259H109V255L111 254L110 252H106V251H103V250H99L98 252H96V254H94L93 256L91 255V256H86V248L85 247H80V245H83V243L86 241V238L88 237V238H91V236L89 235V229H87L86 227H83V226H81V225H75L74 227H69V226H67V227H63V226H59L57 229H55V230H51V229H47V230H45V232L43 233V234H39L38 235V237L37 238H34L33 240L29 237V231L28 230H26L25 228H24V225H23V223H22V214H21V211L19 210L18 211V209H15V208H13V212H12ZM81 213V212H80ZM237 213H239V212H237ZM245 213V212H244ZM249 212H246L245 214H248ZM231 214V213H230ZM235 214V213H234ZM251 214H253L254 215V212L252 213L251 212ZM232 215V214H231ZM235 215H237V214H235ZM81 217L83 216V215H80ZM79 216V217H80ZM247 216V215H246ZM250 216V215H249ZM172 217V216H171ZM236 218H237V216H235ZM259 217V216H258ZM257 217V218H258ZM260 217H262V216H260ZM83 219V218H82ZM170 219V218H169ZM238 219V218H237ZM240 219V218H239ZM245 219V218H244ZM249 219V218H248ZM247 219V220H248ZM253 219V218H252ZM260 219V218H259ZM80 220H81V218H80ZM85 220V219H84ZM171 220V219H170ZM182 220V219H181ZM261 220V219H260ZM242 221V220H241ZM249 221H251L250 219H249ZM254 221V220H253ZM172 222H174V221H172ZM248 222V221H247ZM255 222H257V221H254V223ZM263 222V221H262ZM103 223V222H102ZM253 223V222H252ZM258 223H259V221H258ZM241 224H242V222H241ZM240 224V225H241ZM246 224V223H245ZM248 224V223H247ZM249 225V224H248ZM253 225V224H252ZM255 225V224H254ZM257 225V224H256ZM259 225V224H258ZM40 226V225H39ZM264 226V225H263ZM41 227V226H40ZM260 227H262V226H260ZM94 229V228H93ZM256 229V228H255ZM0 230H1V225H0ZM244 230V229H243ZM260 230V229H259ZM207 231V230H206ZM263 231V230H262ZM261 232V231H260ZM247 234V233H246ZM256 234V233H255ZM260 234V233H259ZM262 234V233H261ZM260 234V235H261ZM264 235V234H263ZM262 235V236H263ZM206 236V235H205ZM210 236V235H209ZM208 236V237H209ZM210 238V237H209ZM198 239V238H197ZM206 239V238H205ZM214 239H216V238H214ZM208 240H210V239H208ZM12 241H14V242H16V245L18 246V247H20L21 249H23L24 250V254H26V258H27V260L28 261H23V260H12V259H10V257H9V249H8V246H7V243H9V242H12ZM211 241V240H210ZM257 241V240H256ZM264 241V240H263ZM208 242V241H207ZM212 242V241H211ZM262 242V241H261ZM76 244V245H75ZM155 244V243H154ZM209 244V243H208ZM218 244V243H217ZM223 244V243H222ZM257 244V243H256ZM156 245V244H155ZM84 246V245H83ZM210 246H211V244H210ZM217 246V245H216ZM264 246V245H263ZM212 247V246H211ZM214 247V246H213ZM36 249V250H35ZM207 250V249H206ZM77 252H78V255H77ZM171 252V251H170ZM222 252V251H221ZM208 253V252H207ZM210 253V252H209ZM208 253V254H209ZM218 254V253H217ZM100 257L101 259H102V262H96V257ZM217 257V256H216ZM221 258V257H220ZM86 260H87V262H86ZM220 260V259H219ZM174 261V260H173ZM32 262V263H33Z\"/></svg>","mask_w":264,"mask_h":264}]
</instances>
